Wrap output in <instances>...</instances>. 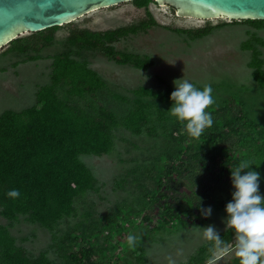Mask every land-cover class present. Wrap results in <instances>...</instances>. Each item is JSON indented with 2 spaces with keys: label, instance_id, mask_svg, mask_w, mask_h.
<instances>
[{
  "label": "rangeland",
  "instance_id": "1",
  "mask_svg": "<svg viewBox=\"0 0 264 264\" xmlns=\"http://www.w3.org/2000/svg\"><path fill=\"white\" fill-rule=\"evenodd\" d=\"M149 14L153 24L116 37L106 49L67 41L74 26L104 31L138 24ZM56 26L51 39L40 30L25 31L16 44L0 46V114L39 107V91L49 86L57 98L88 112L104 108L122 118L137 109L147 121L136 131L118 124L109 151L79 155L95 185L73 195L71 213L43 223L28 212L6 216L0 204V225L29 257L42 256L45 264H76L69 254L82 246L91 248L87 264H169V258L175 264H230L235 244L217 249L204 228L213 226L220 235L230 228V168L241 160L260 172L264 195V83L254 76L257 65L264 71V18L178 15L157 0L146 6L123 0ZM59 58L96 72L97 87L71 93L70 82L53 72ZM183 80L213 88L215 104L206 111L214 123L199 139L174 138L184 124L170 114V94L174 81ZM213 144L226 149L215 157L227 166L221 175L220 165L205 169L202 157L194 160V171L179 166L168 191L160 184L170 157L178 161ZM209 206L211 215L204 217L200 208ZM168 208L177 215L170 217ZM129 234L140 237L134 249Z\"/></svg>",
  "mask_w": 264,
  "mask_h": 264
},
{
  "label": "trees",
  "instance_id": "2",
  "mask_svg": "<svg viewBox=\"0 0 264 264\" xmlns=\"http://www.w3.org/2000/svg\"><path fill=\"white\" fill-rule=\"evenodd\" d=\"M133 1L137 6H146L150 0ZM154 22L149 14L148 19L144 18L138 24L104 31L74 26L69 29L67 41L93 48H105L104 45L116 37L135 32ZM56 27L54 25L40 31L45 32L44 38L48 40ZM200 30L203 31L204 28ZM21 38L18 35L9 43L16 44ZM107 49L109 54L114 53L112 47ZM53 72L56 77L70 82L73 94L94 90L100 82L96 72L65 58L55 60ZM254 76L256 80L264 83V71L258 65L254 69ZM38 96L41 99L39 107L35 105L17 111L6 110L0 114V204L2 213L6 216L28 212L43 223H48L71 213L74 208L73 195L95 185L94 175L79 155L109 151L113 144L111 135L114 127L122 124L136 131L146 123L147 116L137 109L131 110L122 118L104 108L88 112L57 98L49 86L40 90ZM175 133L177 136L174 138L184 139L189 136L184 128ZM214 139L212 141L215 143ZM225 152L224 147L213 144L193 154L188 153L177 159L178 161L170 157L160 184L165 183L168 191L172 188L178 167H191L194 171V160L202 157H207L208 162L202 163L205 169L212 170L214 166L220 165L221 175L227 166L225 163L219 164L215 157ZM12 189L19 190V198L12 199L6 195ZM167 211L170 217L177 215L174 208H168ZM221 236L227 245L235 244L234 229L229 228ZM91 253L90 247L82 246L77 251L70 252L69 256L76 264H87ZM45 262L42 256L29 257L25 249L16 245L9 231L0 225V264ZM230 264H240L239 257L233 258Z\"/></svg>",
  "mask_w": 264,
  "mask_h": 264
},
{
  "label": "clouds",
  "instance_id": "3",
  "mask_svg": "<svg viewBox=\"0 0 264 264\" xmlns=\"http://www.w3.org/2000/svg\"><path fill=\"white\" fill-rule=\"evenodd\" d=\"M174 84L175 90L170 94L173 102L170 114L184 124V130L190 137L199 139L214 123L212 114L206 111L215 104L213 88L206 84L201 90L187 80L179 84L174 81ZM253 164L250 160H241L238 165L230 168L235 190L231 201L226 204V226L234 229L235 251L240 264H264V195L260 193L261 174L250 168ZM6 195L16 199L20 192L12 189ZM200 211L207 217L211 215L212 209L210 206L201 207ZM204 237L214 242L217 249L228 251L220 232L213 226L204 228ZM139 239V236L129 234L128 246L134 249ZM169 264H175V261L169 258Z\"/></svg>",
  "mask_w": 264,
  "mask_h": 264
},
{
  "label": "water",
  "instance_id": "4",
  "mask_svg": "<svg viewBox=\"0 0 264 264\" xmlns=\"http://www.w3.org/2000/svg\"><path fill=\"white\" fill-rule=\"evenodd\" d=\"M123 0H0V46L25 31L70 21L95 7ZM178 15L264 18V0H157Z\"/></svg>",
  "mask_w": 264,
  "mask_h": 264
}]
</instances>
